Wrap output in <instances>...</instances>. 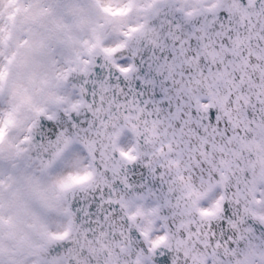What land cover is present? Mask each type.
<instances>
[{
    "label": "snow or ice",
    "instance_id": "1",
    "mask_svg": "<svg viewBox=\"0 0 264 264\" xmlns=\"http://www.w3.org/2000/svg\"><path fill=\"white\" fill-rule=\"evenodd\" d=\"M0 264H264V0H0Z\"/></svg>",
    "mask_w": 264,
    "mask_h": 264
}]
</instances>
